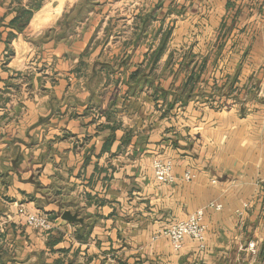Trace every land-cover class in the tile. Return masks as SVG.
Returning <instances> with one entry per match:
<instances>
[{"label": "crops", "instance_id": "0c3cea01", "mask_svg": "<svg viewBox=\"0 0 264 264\" xmlns=\"http://www.w3.org/2000/svg\"><path fill=\"white\" fill-rule=\"evenodd\" d=\"M31 1L0 0V264H264V0H44L11 27ZM169 27L156 86L129 84ZM193 69V95L165 113L155 88ZM201 208L205 249L176 252L159 234Z\"/></svg>", "mask_w": 264, "mask_h": 264}, {"label": "built area", "instance_id": "2783aa9c", "mask_svg": "<svg viewBox=\"0 0 264 264\" xmlns=\"http://www.w3.org/2000/svg\"><path fill=\"white\" fill-rule=\"evenodd\" d=\"M152 168L155 180L159 184L168 185L175 182L174 164L171 160H164L156 157L153 159ZM194 178L195 175L191 170H188L184 174V180L186 181H191ZM209 208L221 210L222 205L212 203ZM19 213L23 218H25L27 225L31 228L45 232H49L54 229V223L47 215L32 212L23 206L20 207ZM204 217L205 209L201 208L191 214L187 219L176 222L170 227L165 228L159 236L167 238L176 252L183 249L184 242L187 238L197 242L200 249L204 250L206 247V226L204 225ZM249 250L252 254L257 252L255 242L250 243Z\"/></svg>", "mask_w": 264, "mask_h": 264}, {"label": "trees", "instance_id": "16d2710c", "mask_svg": "<svg viewBox=\"0 0 264 264\" xmlns=\"http://www.w3.org/2000/svg\"><path fill=\"white\" fill-rule=\"evenodd\" d=\"M43 2L44 0H32L31 3L26 6H20L17 10V16L11 21L10 26L13 28H17L19 31H22L25 28V26L29 24L34 13L41 8ZM172 33H173V28L169 27L165 31L158 48L150 55L149 64H148L151 66L150 71L147 73L144 69H142V66H140L135 72L131 74L128 81L129 84L133 83L134 85H137L140 82H143V83H147L148 86H153V87L156 86L155 83L157 80H159L160 77L157 76L155 70L158 68L163 53L166 51L168 47V43ZM173 58L174 56L173 54H171L167 62V66L173 65V63H175ZM189 66L190 63L188 62H186L185 64L180 63L181 70H183L184 68H189ZM201 66H202L201 68H203L204 64H202ZM200 75H201L200 72H196L194 69L191 70V72L188 73L186 82L181 87V90L173 88L171 90L166 91L163 89L155 88L154 90L155 100L159 101L160 98H162L164 103L167 102L165 113L172 111L179 103H181L180 104L181 107H184L187 104V102L183 103V100L193 95L195 91V87L201 79ZM169 97H171L170 101H168ZM113 139L114 137L107 142L106 144L107 147L112 145ZM86 237L87 236L85 234L79 235L80 240H86Z\"/></svg>", "mask_w": 264, "mask_h": 264}, {"label": "water", "instance_id": "95a60500", "mask_svg": "<svg viewBox=\"0 0 264 264\" xmlns=\"http://www.w3.org/2000/svg\"><path fill=\"white\" fill-rule=\"evenodd\" d=\"M61 219L69 223H82L83 219L77 213L66 210L62 213Z\"/></svg>", "mask_w": 264, "mask_h": 264}]
</instances>
